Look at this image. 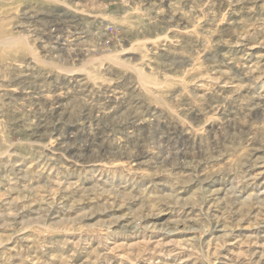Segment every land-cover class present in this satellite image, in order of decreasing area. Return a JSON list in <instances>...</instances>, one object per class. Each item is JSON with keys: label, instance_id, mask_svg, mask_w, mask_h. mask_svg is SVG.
Segmentation results:
<instances>
[{"label": "rangeland", "instance_id": "374dc122", "mask_svg": "<svg viewBox=\"0 0 264 264\" xmlns=\"http://www.w3.org/2000/svg\"><path fill=\"white\" fill-rule=\"evenodd\" d=\"M0 264H264V0H0Z\"/></svg>", "mask_w": 264, "mask_h": 264}, {"label": "bare ground", "instance_id": "6f19581e", "mask_svg": "<svg viewBox=\"0 0 264 264\" xmlns=\"http://www.w3.org/2000/svg\"><path fill=\"white\" fill-rule=\"evenodd\" d=\"M83 71H85V70H83ZM135 72H137L138 74H139V77H141L142 78V73L139 71V70H135ZM91 80V79H90ZM143 81V80H142ZM6 154V153H5ZM12 158V157H11ZM17 159V158H16ZM15 159V160H16ZM32 163V162H31ZM24 164V163H23ZM27 164V163H26ZM29 167V166H28ZM27 168V167H26ZM24 178V177H23Z\"/></svg>", "mask_w": 264, "mask_h": 264}]
</instances>
